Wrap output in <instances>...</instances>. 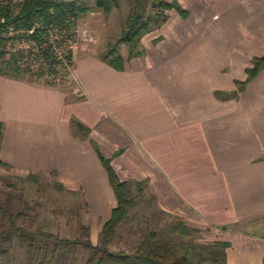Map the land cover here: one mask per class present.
Returning <instances> with one entry per match:
<instances>
[{
	"label": "crops",
	"instance_id": "0c3cea01",
	"mask_svg": "<svg viewBox=\"0 0 264 264\" xmlns=\"http://www.w3.org/2000/svg\"><path fill=\"white\" fill-rule=\"evenodd\" d=\"M178 2L188 18L171 11L136 58L123 47L124 70L83 46L57 85L0 76V159L16 177L56 173L103 228L118 203L97 146L166 215L229 242L228 264H262L264 237L238 226L264 223V70L227 97L264 55V0Z\"/></svg>",
	"mask_w": 264,
	"mask_h": 264
},
{
	"label": "trees",
	"instance_id": "16d2710c",
	"mask_svg": "<svg viewBox=\"0 0 264 264\" xmlns=\"http://www.w3.org/2000/svg\"><path fill=\"white\" fill-rule=\"evenodd\" d=\"M117 4V0H97L94 8L86 0H23L16 4L13 0H0V76L44 81L49 85L59 84L60 78L68 79L74 67L75 53L73 50L66 51V67L49 43L50 34L59 35L56 40L59 47H63L65 43H76L75 30L82 16L90 15L96 9L111 15ZM171 11L179 12L185 19L189 16L178 0H133L125 31L121 38L110 45L103 60L115 69L124 70L122 48H127L129 60L143 54V39L166 25ZM38 25L41 27L38 28ZM10 28L15 32L23 30L26 33L35 29V33L30 38L22 34L9 37ZM24 40L36 42L39 53L33 55L32 49L20 47ZM32 56L34 59H31ZM263 70L264 55L254 57L252 67L247 70V79L243 82L237 81L236 92L227 99L238 98ZM218 95L221 97L220 93ZM77 126L78 132L87 137L88 130L85 126L80 123ZM4 133L5 127L0 123V149ZM96 150L107 170L118 203L111 218L103 226L99 243H93L91 230L85 225L80 226L84 238L75 240L62 239L43 229L32 231L20 225L22 213L14 214L10 204L0 205V222L6 220L9 223L8 227L0 230V261L10 257L4 244L18 239L22 246L28 248L32 259L42 254L43 264L48 260L52 263L58 252L61 256L74 260V253L78 248L89 253L85 264H227V251L232 246L229 242L196 241L202 235L201 230L189 226L178 216L168 214L171 222L166 228L148 232L135 253L113 251L111 244L130 218L137 196H143L148 187L143 183L133 189L131 182L121 179L112 165V160L106 158L99 147L96 146ZM0 164L9 168L1 159ZM39 176L32 174L26 179L35 181ZM51 176L56 177L57 174L53 173ZM57 186L65 190L60 183ZM152 198L156 200L154 195Z\"/></svg>",
	"mask_w": 264,
	"mask_h": 264
},
{
	"label": "rangeland",
	"instance_id": "374dc122",
	"mask_svg": "<svg viewBox=\"0 0 264 264\" xmlns=\"http://www.w3.org/2000/svg\"><path fill=\"white\" fill-rule=\"evenodd\" d=\"M86 1L92 7H96L97 0ZM117 2L111 15L96 9L92 14L81 17L77 25L76 49L86 46L87 50H97L104 55L110 45L122 37L133 0H117ZM84 32L89 34V38H93L91 42L83 40ZM57 185L58 180L54 176L40 175L35 181L28 180L12 175L8 167L0 164V205L10 204L14 214L22 213L21 226L32 231L43 229L62 239L75 240L84 238L80 226L85 225L90 228L91 233L92 230L95 232L94 237L91 235V239L94 244H98L103 228H96L94 225L92 228L88 225L90 212L84 196L66 189L61 190ZM152 196L151 190H146L143 196H137L136 206L132 209L130 218L111 244L113 251L135 253L148 232L162 230L171 222V218L158 208L157 201ZM8 226L9 223L6 220L0 222V230ZM238 228H242L247 233H254L257 237H264V223L245 228L240 224ZM215 233L219 236L218 238L221 235L225 236L222 230ZM210 238V236L201 235L199 239L196 238V241L213 243ZM4 246L9 250L10 257L0 261V264H43L42 254L32 259L28 248L22 246L18 239ZM74 255L73 260L61 256L58 252L52 263L48 260L44 264H85L89 253L83 248H78Z\"/></svg>",
	"mask_w": 264,
	"mask_h": 264
},
{
	"label": "built area",
	"instance_id": "2783aa9c",
	"mask_svg": "<svg viewBox=\"0 0 264 264\" xmlns=\"http://www.w3.org/2000/svg\"><path fill=\"white\" fill-rule=\"evenodd\" d=\"M19 1H23V0H13V3L16 4V3H18ZM3 22H5V21L3 20ZM39 27H41V26L38 25V28H39ZM34 33H35V29H34V30H31V31H29V32L26 33V32L23 31V30L18 31V32H15V30H14L13 28H10V29H9V32H8V36H9V37H13V36L16 35V34H18V35H19V34H22V35H27V37L30 38V36L33 35ZM75 33H76V37H77V35H78V31H77V29L75 30ZM88 36H89V34H88L87 32H84L83 40H84V41H89V42H91V41L93 40V38H89ZM58 37H59L58 34H56V33H51V34H50V38H49V43H50L51 45H53V50H54L56 56L58 57V59H59V60H62V61L64 62V65H65L66 67H68V63H67V60H66V51H68V50H73V51L75 52V49H76V43H73V42H71V43H65V45H64L63 47H59V46L57 45V43H56V40L58 39ZM8 45L10 46V45H11V42H9ZM20 47H22V48H26V49H32V51H33V53H34L33 55L39 53V51H38L39 49L37 48V44H36V42H33L32 40H29V41L24 40L23 43L20 44ZM31 59H34V56H32ZM71 73H72V72H71ZM59 81H62L61 78L59 79Z\"/></svg>",
	"mask_w": 264,
	"mask_h": 264
}]
</instances>
